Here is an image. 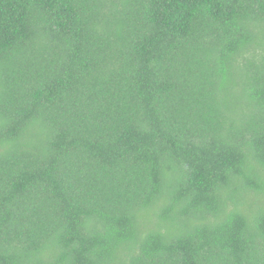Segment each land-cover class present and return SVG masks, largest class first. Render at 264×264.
<instances>
[{"label":"trees","instance_id":"trees-1","mask_svg":"<svg viewBox=\"0 0 264 264\" xmlns=\"http://www.w3.org/2000/svg\"><path fill=\"white\" fill-rule=\"evenodd\" d=\"M0 264H264V0H0Z\"/></svg>","mask_w":264,"mask_h":264}]
</instances>
